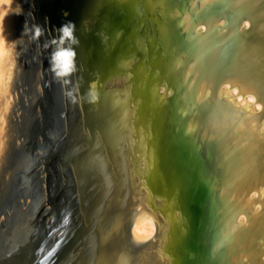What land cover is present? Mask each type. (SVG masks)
<instances>
[{"label": "bare ground", "instance_id": "6f19581e", "mask_svg": "<svg viewBox=\"0 0 264 264\" xmlns=\"http://www.w3.org/2000/svg\"><path fill=\"white\" fill-rule=\"evenodd\" d=\"M0 34V264H264V0H0Z\"/></svg>", "mask_w": 264, "mask_h": 264}, {"label": "clouds", "instance_id": "9594fccd", "mask_svg": "<svg viewBox=\"0 0 264 264\" xmlns=\"http://www.w3.org/2000/svg\"><path fill=\"white\" fill-rule=\"evenodd\" d=\"M59 37L55 49L51 53L50 67L56 77H67L70 73L75 71L76 55L73 44L77 43L74 36V24L72 21H67L61 24L58 28ZM41 32L40 27L35 26L33 38L39 36ZM67 41V44L65 43ZM55 42V41H54ZM15 43L6 39L4 34H0V70L7 65L11 68L14 64ZM95 98L94 96L92 97ZM135 230V222H134Z\"/></svg>", "mask_w": 264, "mask_h": 264}, {"label": "rangeland", "instance_id": "374dc122", "mask_svg": "<svg viewBox=\"0 0 264 264\" xmlns=\"http://www.w3.org/2000/svg\"><path fill=\"white\" fill-rule=\"evenodd\" d=\"M214 206H215V205L213 204V205H212V210H211V213H212V214L214 213V209H215ZM213 219H214V220L211 219V220H212L211 223H212L213 225L210 223V224H211V225H210V229H211V230H210L208 233H209V234L211 235V237H212V243H211V246H212L213 248H215V246L217 245V243H218V241H219L220 233H219V231H218V229H217V228H218V223L215 222L216 220H215V218H214V215H213ZM214 225H215V226H214ZM212 247H211V248H212ZM213 248H212V249H213ZM221 251H222V250H221ZM222 252H223V251H222ZM222 252H221V253H222ZM214 253H215V252H214ZM215 255H216V253H215ZM209 256H211V253H210V252H209ZM219 257H220V262H224V259H225V258L223 257V253H222V254L219 253ZM217 260H218V259H217ZM217 260L215 259V260H211V261H213L214 263H216ZM213 262H211V263L214 264Z\"/></svg>", "mask_w": 264, "mask_h": 264}]
</instances>
